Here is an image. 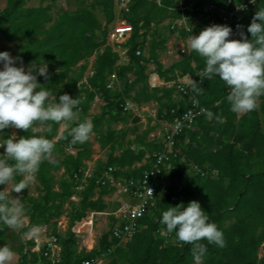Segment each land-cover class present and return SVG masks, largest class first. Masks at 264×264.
<instances>
[{
	"label": "trees",
	"instance_id": "1",
	"mask_svg": "<svg viewBox=\"0 0 264 264\" xmlns=\"http://www.w3.org/2000/svg\"><path fill=\"white\" fill-rule=\"evenodd\" d=\"M29 1L7 0L6 7L0 10V33L8 43H18L17 56L22 58L23 66L53 64L58 60L60 71L40 83L52 90L57 100L60 95L69 94L79 99V105L74 110L77 120L67 124L57 142L54 139L59 136L61 124L51 121L37 122L33 128L27 132L22 130L19 135H43L54 144L52 154L57 151L61 154L53 160L49 157L44 159L35 174L38 197L25 196L26 216L30 220L23 233H28L34 226H51L62 247L59 264H82L106 253L110 258L108 264H195L193 245L179 241L175 232H167L160 223L163 211L178 206L171 201L172 196H177L183 197L181 203L185 205L199 201L209 222L215 223L223 232L226 242L223 248L209 244L207 240L198 242L207 248L201 264H264V94L258 98L261 104L255 110L237 115L230 111L224 81L215 75L200 81L205 61L198 53L186 52L166 68L159 54L166 43L162 34L154 32L148 55L143 41L144 29L152 25L159 27L166 20L171 25L173 21L182 19L183 14L197 19L195 26L193 21L189 24L192 32L199 35L201 30L211 25L212 15L200 16V12L190 10L182 12L181 7L191 6L194 10L210 4L226 7L227 0H161L160 3L157 0H131L130 12L123 17L134 28L132 36L123 45L130 58L126 65H119L120 54L101 40L102 32L107 31L117 18L116 0H76L75 11L63 12L56 19L50 16V7H27ZM99 8L106 18L105 26L96 17ZM259 8H264V0H257L255 7L240 19L241 32L247 34L249 40L251 34L247 33V27ZM170 32L175 33L171 29ZM180 33L183 39L190 35L184 29ZM139 50L141 55H137ZM94 55L93 74L86 75L89 66L85 61ZM150 65H155V74L165 82L174 81L177 76H190L196 87L202 90H192V93L211 117L204 114L197 119L194 129L177 136L179 154L170 162L172 169L165 171L172 181L169 186L171 195L169 198L159 197L157 204L140 221V232L123 247L112 237L114 225L103 235L97 248L78 252L77 235L90 225L89 213L103 212L108 208L104 198L114 188L105 182V174L112 168L111 175L116 180H140L146 171L152 169L153 155L165 150L161 139L149 140L150 134L163 123H174L191 106V94L180 96L176 87L152 88L147 74ZM113 75L120 82L115 89L110 87ZM85 77L87 80L83 82ZM96 98L101 103L98 115L91 113ZM129 102L139 107L157 104V124L151 126L152 120L149 119L146 131L137 134L135 140L126 141V130L117 132L111 127L133 117L132 110H126ZM84 120L93 124L91 134L98 135L101 147L110 146L107 160L97 162L86 184L83 183L86 162L92 159L93 145L89 139L84 143H73L69 134L72 127ZM139 121V118H134V124ZM40 124L46 127L41 132L36 131ZM132 131L137 133V128ZM134 145L140 146V151H136ZM67 147L77 150V153H68ZM117 150H120L118 155ZM191 164L217 171L218 178L190 174ZM61 170L64 174L58 182L55 173ZM186 173L190 174L188 179H184ZM21 179L15 177L18 182ZM81 185L84 188L78 192L80 201L75 205L71 198ZM0 187L5 188L6 185ZM161 189L159 185L158 190ZM67 203L76 207L70 214L67 231L58 234V220ZM10 230L0 223V241ZM33 245V240H29L19 250L17 264H51L31 251Z\"/></svg>",
	"mask_w": 264,
	"mask_h": 264
},
{
	"label": "clouds",
	"instance_id": "2",
	"mask_svg": "<svg viewBox=\"0 0 264 264\" xmlns=\"http://www.w3.org/2000/svg\"><path fill=\"white\" fill-rule=\"evenodd\" d=\"M255 4L256 0H251ZM238 8H243L239 7ZM239 27V26H238ZM233 29L225 24H213L188 38V47L204 58L205 67L200 81L218 76L229 87L226 99L230 111L239 115L255 110L258 98L264 94V8H259L247 27L248 35L241 32L240 39H230ZM17 63L20 66H16ZM0 133L5 129H22L26 132L37 123L55 122L67 126L73 121L79 99L69 94L60 95L58 100L53 91L42 87L39 77L50 79L49 65L31 64L27 69L21 57H13L8 51H0ZM194 92L202 90L192 85ZM202 111H206L203 110ZM211 117V113H207ZM93 131L91 121L84 120L71 128L72 142H86ZM0 223L13 230L24 224V206L20 198H13L10 192L20 193L27 182L34 179L44 159L51 156L54 144L43 135L17 137L15 133L0 140ZM22 179L13 183L15 177ZM160 223L176 238L191 244L195 264H200L207 248L198 243L207 240L209 244L225 247L223 232L209 222V217L199 201L187 205L169 207L162 212ZM38 231L34 226L25 235ZM14 257L12 249L0 246V264H10Z\"/></svg>",
	"mask_w": 264,
	"mask_h": 264
},
{
	"label": "built area",
	"instance_id": "3",
	"mask_svg": "<svg viewBox=\"0 0 264 264\" xmlns=\"http://www.w3.org/2000/svg\"><path fill=\"white\" fill-rule=\"evenodd\" d=\"M157 1L158 3L161 2V0ZM130 3L131 0H117L116 6L124 15L130 12ZM255 5L256 3H251V0L248 2L227 0L226 7L210 4L202 9L196 10L192 9L191 6H182L181 10L182 12H186V10H190L191 12L197 11L200 12V16L201 14H210L212 15V18L210 19L211 25L218 24V22L228 25L233 29L230 39H240V19L248 14ZM238 6L243 8H238ZM192 21L193 26L198 23L197 19L183 14L182 19L176 20L171 25L170 29L174 32H180L184 29L190 34L188 36L189 38L192 34L197 35L192 32V27L189 24ZM111 30L112 47L115 51H117L116 49H120L123 56H126L128 50L124 48L123 45L133 34L134 28L132 24L122 17L119 23L113 26ZM188 38L186 39L187 41ZM190 51L189 48L185 47L181 50V55ZM117 52H119V50ZM141 54V50L137 51V55ZM92 74L93 72L90 73V75ZM193 83L194 82L190 76H177L174 81L163 82V86H161L168 88L176 87V93L180 96L191 94V106L180 118L176 119L174 123H163L160 131L153 133L152 139H161L165 143V150L153 155L154 163L152 169L146 171L140 180H116L111 175V172L113 171L112 168L105 174V179H107L105 182H108L116 190V193L122 196L124 201L117 212L120 222L112 229V237L118 240L120 244H127L140 232V221L149 212L150 208L157 204L159 197L169 198L171 195L169 186L172 181L168 178L167 174L165 175V171L172 169L170 162L173 158H177L179 154V150L176 148V138L186 130L194 129L197 119L207 113V109L200 104L197 97L192 93ZM110 87L112 86L110 85ZM226 88L229 94L230 89L227 85ZM202 109L206 111H202ZM126 110L133 111L134 105L129 102L126 106ZM11 134H13V132H11ZM17 137L19 138V135H17ZM4 152L5 149L0 148V154H4ZM190 171V174L200 175L203 178H218L217 171L201 168L195 164H191ZM190 174H184V179H188ZM85 176L87 178L89 177L87 172H85ZM159 185L162 186L161 190H158ZM0 189L3 188L0 187ZM77 190H80V186L77 187ZM182 200L183 197H171V201L177 203L178 206L181 204ZM57 228L58 234H63L59 223ZM30 240H33L34 242V245L30 248L32 252L39 254L51 264H59L61 262L62 247L59 243V238L48 226H39L38 231L32 234ZM106 258L107 253L96 259L85 261L82 264H104Z\"/></svg>",
	"mask_w": 264,
	"mask_h": 264
},
{
	"label": "rangeland",
	"instance_id": "4",
	"mask_svg": "<svg viewBox=\"0 0 264 264\" xmlns=\"http://www.w3.org/2000/svg\"><path fill=\"white\" fill-rule=\"evenodd\" d=\"M117 2V0H116ZM7 5V0H0V10H3ZM77 1L76 0H30L27 3V7H31V8H38V7H50V16L53 19L58 18L63 12H67V11H75L77 8ZM117 14V13H116ZM96 17L98 20H100V22L102 23V26L106 25V18L102 12V9H98L96 12ZM124 17V15L122 14V12H120V14H117V18L115 20V22L113 24H111L110 27H108L105 32H102L101 34V40L105 41L106 46H112V38H111V32H112V27L115 26L116 24L119 23L120 19ZM118 20V21H117ZM169 20H166L164 23H162L159 27H156L155 25H152L151 28L148 29H144L143 30V41L145 43V54L148 55L149 54V46L151 44L152 41V36L154 35L155 31H159L162 36L166 39V43L164 46V49H161L159 51L160 54V61L161 63L166 67H170L174 62L180 60L182 58L181 55V50L185 47H188V43L186 39H183L182 36L180 35V32H175V33H171L170 32V28L171 25L175 22L173 21L172 24L170 25V23L168 22ZM0 49H4L5 51L10 52V54L13 57L17 56V52L18 50V43H8L6 41V39L1 35L0 33ZM117 51L119 50V54H120V62L119 65H126L129 64L130 62V58L126 55L123 56V54L121 53L120 49H116ZM96 59V55L90 57L88 60H86L85 62L88 63V71L86 73V75H90V73H92V66L94 64V61ZM84 63V62H83ZM82 63V64H83ZM81 64V65H82ZM49 65V73L50 75L57 73L58 71H60V63L58 60H56L53 64H48ZM3 65L0 64V68H2ZM25 69L28 68V66H25ZM155 65H150L147 71V74L150 76L149 79V84L152 88L155 87H161L163 86V82L164 80L160 78L161 82L157 81V78H155L157 75L155 74ZM44 81L45 79L39 78V82ZM110 85L115 89L116 85H120V82H118L116 76H111V80H110ZM95 103V102H94ZM132 103V102H130ZM99 104V103H98ZM94 106V109H92L91 113L92 114H100L101 113V109L98 106ZM96 105V104H94ZM93 107V106H92ZM139 109H136L135 111L133 110V117H131L127 122L125 123H114L112 124L111 129L115 130L117 132L122 131V130H126L128 132L127 134V138L126 141L128 139L131 140H135L136 135L137 134H142L144 131H146L147 129V125L149 123V119H151V126H156V112H157V104L155 103H149V104H145L143 106H138ZM134 118H139V123L134 124ZM77 117L75 116L73 121H76ZM90 121V120H88ZM39 126V125H38ZM37 126V127H38ZM36 127V128H37ZM135 128H137V133H133L132 130H135ZM159 128L157 131H159L162 126L159 125ZM15 129V128H13ZM40 128L38 127V130ZM45 130V129H44ZM12 131L8 129H5L3 133H0V139H5L4 136L6 135H10ZM40 132L42 130H39ZM105 131H107V127H105ZM16 134V133H15ZM16 135H20L19 133H17ZM152 135L153 132L150 134L149 136V140H152ZM57 142V141H54ZM89 142H91L92 146V161L90 162H86L87 165V173L90 177V175L93 173L94 169L96 168L97 162L99 160L102 161H106L108 156H109V148L110 146H107L106 148H102L101 144L98 141V135L93 133L91 134V136L89 137ZM133 148L136 151H140V146L138 145H134ZM67 152L71 153V151H74L73 148H69L67 147ZM75 152V151H74ZM120 153V150L116 151V154L118 155ZM61 155L60 152H56L54 154H51V156L49 157L50 160H53L56 156ZM96 161V164L94 163ZM88 164H90V167L88 166ZM90 170V172H89ZM64 174V171L61 170L60 172L55 173V177L56 180L58 182L61 181L62 176ZM86 180L87 177H84L83 183L86 184ZM18 181L14 180L13 183H17ZM83 184V185H84ZM81 185L80 186V190H77L76 194L71 198V202H74L75 205H77L80 201V197L78 196V192H80L84 186ZM7 187V186H6ZM37 187H38V182L36 180V178L34 177V179L30 180L27 182L26 185V189L22 190L20 193H14V192H10V195L13 196V198H20L21 202L24 206V224L21 228L18 229H11L9 232L6 233L4 240L0 241V246H4L5 244H7L12 251L14 252V257L12 259V261L10 262V264H17L20 258V253L19 250L26 246L27 242L30 240V238L32 237V235H25L23 233V230L29 225V217L26 216V208H25V196L26 195H30L32 197H38V191H37ZM58 187V186H57ZM105 203L107 204V209L103 212H90L88 215V218L90 220V225L85 228L83 231H81L78 235H77V240H78V252H81L83 250H85L86 252H90L92 250H94L95 248H97L99 246L100 240L103 237V235H105L107 232H109L112 227L114 225H117L120 220L117 216V212L119 210V208L121 207L123 201L122 196H120L118 193H116V190H112L110 192V194L108 196H106L104 198ZM76 206H72L70 203H67L64 207L63 210V214L62 216L59 218V224L61 227V231L62 233H65L66 230L69 227V218H70V214L73 210V208H75ZM6 226V225H4ZM50 229H52L51 226H48ZM123 247L125 246V244L122 245ZM28 248L25 247V250H27ZM263 255V249L261 248L260 250V256ZM110 262V258H106L104 261V264H108ZM201 264V262H200Z\"/></svg>",
	"mask_w": 264,
	"mask_h": 264
},
{
	"label": "crops",
	"instance_id": "5",
	"mask_svg": "<svg viewBox=\"0 0 264 264\" xmlns=\"http://www.w3.org/2000/svg\"><path fill=\"white\" fill-rule=\"evenodd\" d=\"M115 11H116V13L117 14H120V9L117 7V6H115ZM101 20V19H100ZM118 21V20H117ZM83 63V62H82ZM81 63V64H82ZM25 66H28V64H26ZM155 78H157V81H159V82H161V80H160V77L157 75ZM86 80H87V77H85V79H84V81L83 82H86ZM165 82V81H164ZM99 103V104H98ZM94 104H96V105H94ZM93 104V107H92V109H94V106H97V104H98V106L100 107L101 106V103H100V100H99V98H96V100H95V103ZM133 105H134V111L136 110V109H139L138 108V106L137 105H135L134 103H132ZM261 104V101H258V105L257 106H259ZM92 109H91V111H92ZM157 110V109H156ZM244 113H242V114H239L240 116L241 115H243ZM157 124V123H156ZM40 129L39 130H44L46 127L44 126V125H42V124H40L39 126H38ZM38 127L36 128V131H39L38 130ZM67 127L68 126H63L62 124H61V126H60V128H59V136L57 137V138H55L54 139V141H58V139H59V137L61 136V134L67 129ZM159 128H157L154 132H158L157 130H158ZM9 130H11V128H9ZM21 131H22V129H13L12 128V131L11 132H13V133H21ZM160 131V130H159ZM40 132V131H39ZM153 132V133H154ZM75 151V152H74ZM74 151H71V154H73V155H75L76 153H77V150H74ZM90 161H92V159L91 160H89V161H87V162H90ZM96 161L97 160H95V164H96ZM88 166L90 167V164H88ZM64 171V170H63ZM87 171H88V169H87ZM86 171V172H87ZM89 172H90V170H89Z\"/></svg>",
	"mask_w": 264,
	"mask_h": 264
}]
</instances>
